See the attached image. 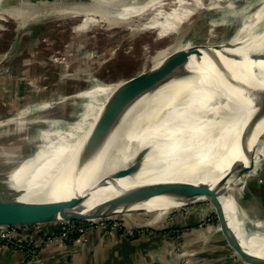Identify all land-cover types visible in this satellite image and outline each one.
<instances>
[{
  "label": "bare ground",
  "instance_id": "obj_1",
  "mask_svg": "<svg viewBox=\"0 0 264 264\" xmlns=\"http://www.w3.org/2000/svg\"><path fill=\"white\" fill-rule=\"evenodd\" d=\"M4 1L0 0V4ZM103 1H111V7L118 6V0ZM262 12L264 2L255 11L241 15L243 25L230 42L219 48L204 46L199 54L189 53L184 62H179L178 70H165L168 65L164 59L172 50H187L190 45L155 56L153 68L167 71V82L159 88H129L115 102L109 119L99 130L98 142L92 140L90 146L103 105L120 85L92 78L88 88L68 99L66 103L71 106L65 116L38 120L50 122L52 129H33L30 134L19 136L31 148L4 155L0 186H13L21 193L18 199L24 201L83 198L74 208L83 214L97 208L105 211L124 191L144 184L180 182L218 187L229 232L249 255L264 259V213L255 217L258 221L253 225L248 216L253 210L246 209L247 215L242 214L230 196L231 187L239 180L235 177L237 166L249 164V158L241 151L242 141L250 149L264 130V117L252 128L249 124L258 111L256 96L264 91V27L254 30ZM231 20L233 17L226 20L228 25ZM86 21L78 29H83ZM153 27L164 36L173 31L174 24L165 21ZM175 59L178 58H174L173 65L177 64ZM59 101L38 107L46 109L65 103ZM110 122L112 125L106 126ZM30 123L37 124V119ZM21 128L22 124L13 129ZM258 144L249 176L264 158V140ZM117 171H129L130 175L111 178ZM195 199L208 201L213 207L205 197ZM150 202L156 203L151 205L154 208L174 209L169 205H185L186 200L159 197L131 206H149ZM131 206H117L113 214L126 213ZM63 218L57 214L42 223L61 222Z\"/></svg>",
  "mask_w": 264,
  "mask_h": 264
},
{
  "label": "rangeland",
  "instance_id": "obj_2",
  "mask_svg": "<svg viewBox=\"0 0 264 264\" xmlns=\"http://www.w3.org/2000/svg\"><path fill=\"white\" fill-rule=\"evenodd\" d=\"M21 1L24 0H5L0 4V122L7 121L0 126V162L4 161V155L29 151L31 145L19 136L30 134L33 129H52L50 122L42 123L40 119L65 116L71 106L66 103L68 99L88 88L92 78L118 84L149 70L154 57L161 53L185 45L227 44L243 25L241 15L255 11L264 2L118 0V6L111 7V1L103 0ZM232 17L228 25L226 20ZM84 21L87 22L85 27L78 29ZM165 21L173 23L174 29L160 36L158 28L153 26ZM256 27H264V12L254 30ZM14 40L17 45L10 52ZM59 100L66 104L46 109L38 107L56 104ZM36 119L37 124L30 123ZM21 124L22 128L14 131L13 128ZM261 136L263 139L264 130ZM259 147L260 144L257 150ZM235 197L236 208L242 214L247 215L246 209L253 210L248 216L254 225L256 218L264 213V158L254 173L243 179ZM155 204L131 206L126 211L143 210L145 213L22 226L16 230L15 239L3 241L0 237V246L27 243L34 250L35 233L39 249L54 246L61 253L63 264H73L69 256L85 245L90 231L100 229L105 237L112 238L117 233L136 239L155 229L169 233L170 237L165 248L152 253L148 264H245L227 244L208 201L199 200L184 209H177L183 206L181 204L173 205L174 209L151 207ZM184 218L188 223H178ZM44 226H51L52 230L42 235L38 231ZM69 229L71 233L67 232ZM22 230L32 233L24 242L17 238Z\"/></svg>",
  "mask_w": 264,
  "mask_h": 264
},
{
  "label": "water",
  "instance_id": "obj_3",
  "mask_svg": "<svg viewBox=\"0 0 264 264\" xmlns=\"http://www.w3.org/2000/svg\"><path fill=\"white\" fill-rule=\"evenodd\" d=\"M23 3L33 2V3H54V0H24ZM94 2V1H93ZM92 2V3H93ZM17 45V41L14 40L11 43L10 52L14 51ZM191 46V45H190ZM205 45H193L189 49H180L178 51L172 50L168 56L164 59V63H167L168 66H165L164 69H175L178 70L180 67V61L184 62L189 53L199 54L201 53V48H204ZM220 45H212V48H219ZM174 58L177 60V64L173 65ZM180 62V63H179ZM167 71H163L160 68H151L147 71L140 72L137 75H134L127 80L120 82V84L113 93L106 99L102 111L96 120V125L91 134V145L92 140L94 143H97L99 140V130L105 126L107 120L109 119V114L115 108V102H119V99L128 92V89L131 87H142L147 86L151 88H159L167 82ZM256 101L254 102L258 111L253 115L250 127H254L256 123L264 117V91H261L256 96ZM128 103V102H127ZM247 109V107H246ZM0 123H5L2 121ZM5 125V124H4ZM112 125L108 123L106 126ZM249 127V128H250ZM261 135L257 136V143L254 144L250 149L245 144L244 140L241 143V151L243 154L249 158V164H239L237 166L235 177L238 178L237 184L233 185L230 190V196L234 199V204L236 207V197L235 194L239 189L243 179L248 177L250 172L254 168V158L257 157L255 152L258 148V143L264 140L261 139ZM255 141V142H256ZM129 171H117L110 175L111 178L119 179L126 176H129ZM227 180H221L225 182ZM243 187V186H242ZM21 195L16 191L11 185L0 186V227H10V226H35V224L42 223L46 221L47 217L55 216L61 214L64 216L63 220L65 222H82V221H91V220H101L109 218L111 216L124 215L129 213H145L143 210L139 211H129L127 213L121 211L119 214L114 215L115 208L117 206L128 205L148 201L152 198L159 197H173L176 199L186 200L185 205L177 209H184L187 205L193 204L196 201L203 199H195L199 197H205L211 201L213 206V212L215 218L221 224L222 232L225 236L227 244L229 247L238 254V258L245 264H264V259L259 257H254L249 255L246 251L242 249L237 238L229 232L227 222L225 220V210L223 205L219 201V191L218 187H210L209 185H191L180 182H164V183H152L144 184L137 186L127 191H124L122 195L116 197L113 201L108 204L105 211H101V208H97L94 211L83 214L81 211H75L74 208L77 207L85 199L79 197H73L68 200H58V201H24L19 200L18 197ZM205 201V200H203ZM105 207V206H104ZM74 212V213H73ZM199 217V215H197Z\"/></svg>",
  "mask_w": 264,
  "mask_h": 264
},
{
  "label": "crops",
  "instance_id": "obj_4",
  "mask_svg": "<svg viewBox=\"0 0 264 264\" xmlns=\"http://www.w3.org/2000/svg\"><path fill=\"white\" fill-rule=\"evenodd\" d=\"M174 207L170 205V208ZM184 218L178 223H188ZM176 223V222H175ZM177 223V224H178ZM191 223V222H189ZM51 223L47 225H54ZM51 226H44L38 232L42 235L49 233ZM19 237L24 239L30 232L21 231ZM87 242L85 245L71 256L73 264H148L152 258V253L158 248L167 246L169 233H160L158 230L151 231L143 237L130 239L114 233L111 237L102 235V230L95 229L86 234ZM36 235L34 233V247L31 246L7 247L0 246V264H63L61 253L54 246L38 247ZM151 254V255H150Z\"/></svg>",
  "mask_w": 264,
  "mask_h": 264
},
{
  "label": "built area",
  "instance_id": "obj_5",
  "mask_svg": "<svg viewBox=\"0 0 264 264\" xmlns=\"http://www.w3.org/2000/svg\"><path fill=\"white\" fill-rule=\"evenodd\" d=\"M18 228L19 227H17V226L0 227V237H1V240L5 241L6 239H12V238L15 239V234H16L15 232H16V230H18ZM71 231H72V229H69L67 232L68 233H71ZM63 234L65 235V233H63ZM24 241H25V239L22 242H24ZM25 244H23V246H29V245H27V243H25ZM16 247L21 248L20 245H17Z\"/></svg>",
  "mask_w": 264,
  "mask_h": 264
}]
</instances>
